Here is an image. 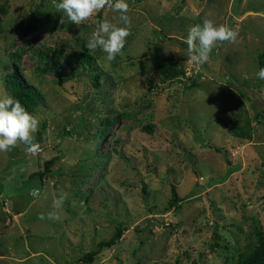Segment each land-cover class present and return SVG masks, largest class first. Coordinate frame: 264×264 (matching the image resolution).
<instances>
[{
  "label": "rangeland",
  "instance_id": "obj_1",
  "mask_svg": "<svg viewBox=\"0 0 264 264\" xmlns=\"http://www.w3.org/2000/svg\"><path fill=\"white\" fill-rule=\"evenodd\" d=\"M58 2L0 0V97L14 68L44 95L40 151L0 152V264H264V0H126L111 61L86 42L104 20L123 26L119 13L60 24ZM205 18L237 40L187 63ZM163 62L186 74L165 79Z\"/></svg>",
  "mask_w": 264,
  "mask_h": 264
},
{
  "label": "clouds",
  "instance_id": "obj_2",
  "mask_svg": "<svg viewBox=\"0 0 264 264\" xmlns=\"http://www.w3.org/2000/svg\"><path fill=\"white\" fill-rule=\"evenodd\" d=\"M55 7L58 12L63 13L60 24L66 18L72 24L80 25L106 7L118 12L123 26H117L108 20L100 22L87 40L86 47L90 51L102 50L108 61L121 54L126 38L130 35L131 25L126 0H59ZM237 37L235 29L224 24L217 25L213 20L205 18L202 24L189 28L184 41L187 45V63H206L218 43H234ZM256 76L264 80V67L256 72ZM38 127L37 117L29 113L18 99L11 95L0 97V152H7L23 144L27 154H37L40 144L34 142V133L38 131ZM60 203L61 201H54V206L58 207Z\"/></svg>",
  "mask_w": 264,
  "mask_h": 264
},
{
  "label": "trees",
  "instance_id": "obj_3",
  "mask_svg": "<svg viewBox=\"0 0 264 264\" xmlns=\"http://www.w3.org/2000/svg\"><path fill=\"white\" fill-rule=\"evenodd\" d=\"M40 54L42 55V58L47 60V63L51 65L52 59L58 57L59 50L54 49V51H50L47 49V51L40 52ZM91 58L92 56L86 55V57H83L79 61L80 65L82 66L88 65L89 68H92L93 62L91 61ZM258 61H259V67L260 68L264 67V51L259 54ZM158 71L165 79H176L186 74L185 69L180 67L176 62H163L158 66ZM5 81H6V88L9 90L10 95L18 99L22 103V105L26 108V110L32 114L36 110V108L40 105L44 97L40 89L37 86H35L31 81L26 79L23 72L17 68H14L13 71L6 73ZM193 84H195L194 81L188 86V88ZM40 135H41V131L38 130L37 133L34 134V142H36V140L41 139ZM53 160L54 159H51L48 162H46L45 167L47 170H49L50 164H52ZM37 174L43 176L42 172L35 173L34 175ZM179 198L180 197H178V194L175 189L173 191V197L170 200V205L172 206L176 205ZM122 233H123V229L119 228L118 231L114 233L110 239L100 241L97 245V250L85 254L81 258V261L92 263L94 261L95 255L98 252H100L102 249L115 245L116 242L121 237ZM255 262L257 263L261 261L255 260Z\"/></svg>",
  "mask_w": 264,
  "mask_h": 264
}]
</instances>
